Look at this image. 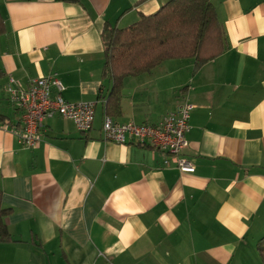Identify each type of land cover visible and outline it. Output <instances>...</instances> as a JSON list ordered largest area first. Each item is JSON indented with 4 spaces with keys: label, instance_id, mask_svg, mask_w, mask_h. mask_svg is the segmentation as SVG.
<instances>
[{
    "label": "crops",
    "instance_id": "0c3cea01",
    "mask_svg": "<svg viewBox=\"0 0 264 264\" xmlns=\"http://www.w3.org/2000/svg\"><path fill=\"white\" fill-rule=\"evenodd\" d=\"M168 1L0 0V190L13 238L0 241V264H264V0H211L222 53L124 81L121 122L157 123L194 104V172L167 167L149 144L103 139L113 88L104 26L127 28ZM53 72L66 100L98 102L93 127L55 116L24 147L9 78L27 87Z\"/></svg>",
    "mask_w": 264,
    "mask_h": 264
},
{
    "label": "trees",
    "instance_id": "16d2710c",
    "mask_svg": "<svg viewBox=\"0 0 264 264\" xmlns=\"http://www.w3.org/2000/svg\"><path fill=\"white\" fill-rule=\"evenodd\" d=\"M6 31L0 12V35ZM103 75L112 79L106 114L121 112L124 81L151 72L166 60L193 58L200 66L224 49V31L211 0H170L156 13L144 15L127 28L106 23L102 31ZM4 73L0 70V78ZM10 213L2 205L0 190V241L12 242L6 223ZM264 263V236L257 242Z\"/></svg>",
    "mask_w": 264,
    "mask_h": 264
},
{
    "label": "built area",
    "instance_id": "2783aa9c",
    "mask_svg": "<svg viewBox=\"0 0 264 264\" xmlns=\"http://www.w3.org/2000/svg\"><path fill=\"white\" fill-rule=\"evenodd\" d=\"M65 89L56 72L31 80L27 87L13 76L9 78L6 93L11 104L22 113L20 142L24 147L38 146L45 121L55 116L72 120L83 132L92 129L98 102L68 101L63 95ZM194 107V104L184 101L157 123L121 122L106 114L102 125L103 139L121 144L129 140L149 144L165 155L164 164L167 167L194 172L195 165L185 154L189 146L187 133Z\"/></svg>",
    "mask_w": 264,
    "mask_h": 264
}]
</instances>
